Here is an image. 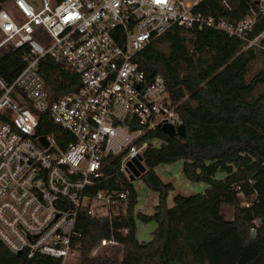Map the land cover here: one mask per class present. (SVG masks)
<instances>
[{"label":"built area","instance_id":"built-area-1","mask_svg":"<svg viewBox=\"0 0 264 264\" xmlns=\"http://www.w3.org/2000/svg\"><path fill=\"white\" fill-rule=\"evenodd\" d=\"M208 1L11 0L0 6V54L25 48L13 82L0 78V240L12 253L78 264L79 211L108 219L126 213L129 190L104 183L121 184L120 174L129 180V161L142 157L144 163L148 132L182 123L164 78L146 80L136 60L146 45L177 26L215 29L245 49L264 50V0L237 15L230 0L201 10L210 8ZM45 56L76 74V91L51 99L39 72ZM36 113H46L62 132L38 134ZM127 233L110 225L90 255L110 253Z\"/></svg>","mask_w":264,"mask_h":264},{"label":"trees","instance_id":"trees-1","mask_svg":"<svg viewBox=\"0 0 264 264\" xmlns=\"http://www.w3.org/2000/svg\"><path fill=\"white\" fill-rule=\"evenodd\" d=\"M230 1L235 15L253 5V0ZM208 3L210 8L200 9L214 11L218 7V0ZM163 44L166 51L160 47ZM24 51L19 47L0 54V78L6 84H11L23 68ZM259 54L264 56V50L245 49L241 40L221 31H184L177 26L137 53L146 80L155 75L164 78L185 135L169 136L156 128L145 137L149 141L143 154L146 171L139 178L158 193L152 214H135V189L121 174V184H104L129 190L125 214L108 219L92 216L85 209L79 211L74 237L79 244L78 264H211L206 240L228 229L235 230L240 245L250 250L243 264H264V67L246 78L249 64ZM39 72L50 84L51 99L76 91L80 85L74 72L49 56L40 60ZM36 114L38 134L62 132L46 113ZM58 144L63 146L59 140ZM177 159L184 160L185 178L203 181L208 188L201 193L175 195L169 207L166 199L173 185L164 183L155 167ZM217 171L224 174L222 179L215 178ZM223 205L233 208L231 220L222 214ZM136 218L156 223L150 241L137 239ZM110 225L127 228L128 233L110 253L91 256ZM51 262L46 256L27 259L24 252L16 255L0 240V264Z\"/></svg>","mask_w":264,"mask_h":264},{"label":"rangeland","instance_id":"rangeland-1","mask_svg":"<svg viewBox=\"0 0 264 264\" xmlns=\"http://www.w3.org/2000/svg\"><path fill=\"white\" fill-rule=\"evenodd\" d=\"M11 4V0H6L0 3V6L7 8ZM189 37L188 33H184ZM41 41H45V37L40 36ZM163 51H166V44L160 46ZM264 67V56L258 55L248 66L246 78L250 79L258 70ZM259 87L255 93L261 90ZM155 145H159L158 140H154ZM184 160L177 159L170 163H163L155 167L156 174L164 183H171L173 189L168 192L167 205L173 206V198L175 195H191L201 193L208 188V184L203 181H191L183 175ZM224 174L217 171L216 179H222ZM129 179L136 192V199L134 204L135 214L137 212L143 214H152L154 207L158 201V193L150 189L139 177ZM222 214L226 219L233 218V208L227 205L222 206ZM255 225L258 221H255ZM156 228L154 221L144 222L136 218V235L141 242H148L151 240L152 232ZM206 246L210 255L211 264H243L249 254V249H245L240 245L238 235L233 229H228L215 234L206 240Z\"/></svg>","mask_w":264,"mask_h":264},{"label":"water","instance_id":"water-1","mask_svg":"<svg viewBox=\"0 0 264 264\" xmlns=\"http://www.w3.org/2000/svg\"><path fill=\"white\" fill-rule=\"evenodd\" d=\"M160 129L168 134L169 136H173L175 134H178L180 136L185 135V127L184 124L181 123L177 128L172 126L171 124H163ZM39 141L44 145L47 146L48 143L45 140L44 136L39 137ZM128 171H129V178L133 179L135 177H139L142 173L146 171V166L142 162V157H138L136 159H133L132 161H129L127 163ZM251 235H254V230H251ZM16 255H20V252H17Z\"/></svg>","mask_w":264,"mask_h":264}]
</instances>
